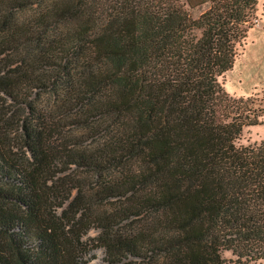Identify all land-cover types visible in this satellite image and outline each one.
I'll use <instances>...</instances> for the list:
<instances>
[{"label":"trees","instance_id":"trees-1","mask_svg":"<svg viewBox=\"0 0 264 264\" xmlns=\"http://www.w3.org/2000/svg\"><path fill=\"white\" fill-rule=\"evenodd\" d=\"M256 3L0 0V100L27 109L19 150L0 109V264H86L91 226L108 264H260L264 135L238 138L264 103L219 80ZM42 92L55 118L36 104ZM57 163L86 170L90 192L53 178ZM130 217L131 230L114 227Z\"/></svg>","mask_w":264,"mask_h":264},{"label":"rangeland","instance_id":"rangeland-1","mask_svg":"<svg viewBox=\"0 0 264 264\" xmlns=\"http://www.w3.org/2000/svg\"><path fill=\"white\" fill-rule=\"evenodd\" d=\"M257 16L260 17V12L262 10L260 7H257ZM258 20V19H257ZM256 23V22H255ZM254 23V24H255ZM253 24V25H254ZM257 33L255 30H251L249 34L244 39V43L239 46L238 54L236 55V58L234 60V66L232 65L231 68L223 72L219 76V80L221 81L224 89L233 95H251L254 96L253 100V106H258L259 104L264 103V96L261 95V90L263 88L257 89L255 92L250 91V87L253 84H256L260 80L263 74V65H261V61L258 58V52L260 51V47L258 45L257 40ZM246 43V44H245ZM262 49V48H261ZM261 53V51H260ZM2 66V63L0 62V67ZM237 79H240L238 82ZM36 104L39 106V108L43 111L46 118L49 119L50 115H53L55 118L54 110L49 106L50 99L47 98L46 93L42 92L39 93L38 96L35 98ZM0 109L2 112H4V121L5 124L2 123L5 130H7V134L10 137V143L13 144V148H17L19 150L20 146V140L16 136L17 134V128L18 124H20V121L23 117L27 115V109L24 107L22 103L17 102H11L8 99H5L4 101L0 100ZM71 126L67 123H63L58 125L54 128V131L51 133L50 142L52 144H58L59 142L63 143V136L70 132ZM264 135V123H257L252 124L249 126L243 127V129L240 132L238 142L239 143H248L252 142L254 140H258ZM62 148V147H59ZM20 151H17V154L20 155ZM60 160V159H59ZM54 174L53 178L55 176L58 177H64L66 175V178H71L72 181H68L67 184L71 186V182H79L83 181V189L85 191L90 192V188L92 186V181L89 176H86L85 171L83 169L75 168L72 164L64 167L61 163H57L56 166L53 167ZM83 176V177H82ZM70 179V180H71ZM75 193V187H72L70 189V193L67 199L63 200L61 206H57L56 211L60 212L62 207H66L67 201L73 196ZM64 196V192L59 195L57 199H55L54 204H56L57 201L60 200V198ZM99 204H94L91 207L93 209L96 208V210H102L104 208H111L114 205H116L113 201L109 200L107 202H95ZM87 212V211H86ZM68 214L70 212H67ZM128 218L124 221L119 222L116 226H114L118 231L121 230H131L136 224L139 222L136 218ZM99 229L97 227L91 226L89 227L83 234H82V240L85 242L87 251L85 255L86 264H108L106 260V255L104 252L103 247L98 243V236ZM225 255H228V253H224ZM138 258H133L131 256H127L122 260L121 264H140L141 261H138ZM260 264H264V258L260 261Z\"/></svg>","mask_w":264,"mask_h":264},{"label":"crops","instance_id":"crops-1","mask_svg":"<svg viewBox=\"0 0 264 264\" xmlns=\"http://www.w3.org/2000/svg\"><path fill=\"white\" fill-rule=\"evenodd\" d=\"M256 6L260 7L262 12H260V17H258V20L256 21V23L249 28L247 34H249V32L251 30H255L257 33L258 45H259L260 51H261V53H260V51L258 52V58L261 61V65H263V67H262L263 68V74H262V77L260 78V80L258 82H256V84H253L250 87V91L248 92V94L251 92H254V91L256 92L257 89H259L260 87L264 89V0H257ZM233 66H234V63H233ZM237 81L239 82L240 79H237ZM243 95H245V93ZM260 118L263 121L262 123H264V112H263V114H261Z\"/></svg>","mask_w":264,"mask_h":264}]
</instances>
